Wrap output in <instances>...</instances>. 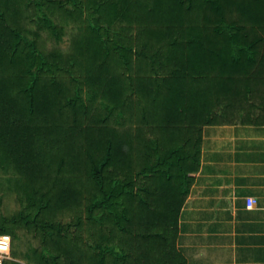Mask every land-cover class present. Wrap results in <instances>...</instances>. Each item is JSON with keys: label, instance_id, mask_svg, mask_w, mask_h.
I'll use <instances>...</instances> for the list:
<instances>
[{"label": "trees", "instance_id": "1", "mask_svg": "<svg viewBox=\"0 0 264 264\" xmlns=\"http://www.w3.org/2000/svg\"><path fill=\"white\" fill-rule=\"evenodd\" d=\"M70 22L69 54L40 47ZM236 121L264 122V0H0L6 264H187L203 129Z\"/></svg>", "mask_w": 264, "mask_h": 264}, {"label": "crops", "instance_id": "2", "mask_svg": "<svg viewBox=\"0 0 264 264\" xmlns=\"http://www.w3.org/2000/svg\"><path fill=\"white\" fill-rule=\"evenodd\" d=\"M200 160L179 216L187 264H264V122L205 126Z\"/></svg>", "mask_w": 264, "mask_h": 264}, {"label": "rangeland", "instance_id": "3", "mask_svg": "<svg viewBox=\"0 0 264 264\" xmlns=\"http://www.w3.org/2000/svg\"><path fill=\"white\" fill-rule=\"evenodd\" d=\"M31 9H29L31 14L35 12L32 16L34 17V20H27L24 24L31 31H36L38 29V17L41 13L37 10L33 11ZM53 19L57 23H61L57 17H53ZM79 33L80 31L78 26L72 22L69 24L64 23V31L61 34L60 40H57V38L50 34L47 30L42 29L40 30V34L38 36L39 44L40 47L45 51L57 49L63 54L67 55L72 51L74 39ZM29 37L33 38L32 33L29 34ZM8 176L9 175L7 173L0 169V213L4 216L11 217L19 211L21 206L20 202L18 201L17 191L15 190V181L9 180ZM19 236L20 238L14 241V245L18 251H25L29 246H37L39 244L38 240H36L24 229L19 230Z\"/></svg>", "mask_w": 264, "mask_h": 264}, {"label": "built area", "instance_id": "4", "mask_svg": "<svg viewBox=\"0 0 264 264\" xmlns=\"http://www.w3.org/2000/svg\"><path fill=\"white\" fill-rule=\"evenodd\" d=\"M247 207L253 208L257 204L254 197L247 198ZM12 236L8 233H0V264H6L11 259Z\"/></svg>", "mask_w": 264, "mask_h": 264}]
</instances>
